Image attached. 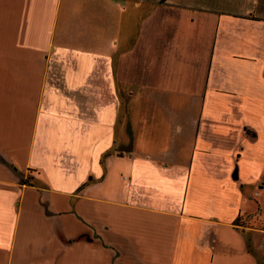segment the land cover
<instances>
[{
	"label": "crops",
	"instance_id": "0c3cea01",
	"mask_svg": "<svg viewBox=\"0 0 264 264\" xmlns=\"http://www.w3.org/2000/svg\"><path fill=\"white\" fill-rule=\"evenodd\" d=\"M0 264H264V0H0Z\"/></svg>",
	"mask_w": 264,
	"mask_h": 264
}]
</instances>
